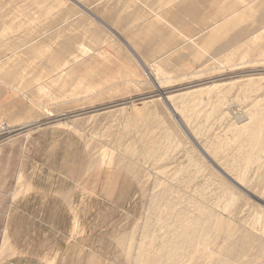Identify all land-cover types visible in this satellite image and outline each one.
<instances>
[{
	"label": "rangeland",
	"instance_id": "obj_1",
	"mask_svg": "<svg viewBox=\"0 0 264 264\" xmlns=\"http://www.w3.org/2000/svg\"><path fill=\"white\" fill-rule=\"evenodd\" d=\"M250 1L215 0L195 13L205 18L199 29L184 22L179 35L153 37L163 18L151 11L133 21L146 17L131 33L127 19L114 25L103 15L110 3L130 12L138 0H0V84L24 104L11 111L12 101H0V259L10 225L21 257L9 264H129L115 238L136 226L147 196L167 192L178 209L193 201L215 211L223 236L259 246L258 255L234 256L230 264H264V0H253L255 7ZM96 20L113 35L98 46L86 32ZM182 33L193 44L186 53L192 69L167 73L166 65L179 64L173 42ZM213 33L215 45L227 48L216 55L221 63L206 70L201 61ZM158 42H164L159 52ZM13 67L16 79L7 81ZM33 79L40 89L26 92ZM89 153L101 165L93 171ZM121 161L139 165L138 184L118 169ZM27 179L31 189L14 196ZM110 184L113 199L105 193ZM230 193L234 200L220 198ZM161 232L155 228L150 236ZM198 247L207 259L208 249ZM218 248L213 241L211 249Z\"/></svg>",
	"mask_w": 264,
	"mask_h": 264
},
{
	"label": "bare ground",
	"instance_id": "obj_2",
	"mask_svg": "<svg viewBox=\"0 0 264 264\" xmlns=\"http://www.w3.org/2000/svg\"><path fill=\"white\" fill-rule=\"evenodd\" d=\"M82 1L85 2L87 0H82ZM91 1L93 2V0H91ZM170 1L173 2L172 5L174 7L170 6V4H169V6H170L169 9L165 8V6L168 3H170ZM214 1L215 0H181V1L179 0V2L174 3L175 0H173V1L172 0H138V5L132 4V7L130 8V12H128L127 9L125 11H122L121 6L116 5V3H110L108 6L107 12L103 15L105 16V19L107 21H109L111 24H114V25H115V20L118 17H123V18L127 19L130 23L128 24L126 29H127L128 33H131V31L141 21H143L146 17H144L143 20L141 19L139 22L133 23V21L139 20V18H141L142 15L144 14V11H147V12L151 11L152 14H150V15L152 18H155V19L163 18L161 21V24L157 30L158 32L153 34V37L158 36V35L169 34L171 32H174L176 35H179L180 30H181L180 26L184 22L194 23L195 26L197 27L199 25L198 22L200 23V21L204 20L205 18H203V16H200V17H202L201 19L199 17H195V13H198L200 15L204 14L203 11L206 10V8H208V6L210 4H212ZM219 3H220V1H219ZM140 8H142V10H140ZM77 13L80 14L83 12H81V10L78 9ZM84 15L88 18H91L90 16H88L86 14H84ZM75 17H76V15H75ZM91 19L93 20V18H91ZM102 21H103V23L105 22V24H107V26L110 27V25H111L110 23L106 22L104 19ZM55 22H57V21H55ZM61 24H63V23H61ZM76 26H75V28H77ZM199 26L197 27V29L200 28ZM82 27H83V24H82ZM79 30H81V28ZM86 32H87L88 36L92 37L93 44H95L97 46L101 45V43H103L106 39L112 38V36H113L105 26H103L102 24L99 25L97 23V20L90 27L87 28ZM148 33H149L148 28L146 26L142 25V37L143 36L145 37V35ZM216 36H217V33L207 34V36H206V38H207L206 43L208 44V48H210V50H208L209 53H207L206 57L201 61L202 66L206 67V70H212V69H214L215 65L221 63V61L219 60V57H216V55L219 53H222L227 48V46L219 47V46L215 45ZM41 37H42V35H41ZM135 38H137V37H135ZM83 39H84V37H83ZM163 44H164V42L163 43L158 42L156 44V45H159L157 47L158 52H159V48ZM91 45H92V43H91ZM192 45L193 44L190 41V36L185 34V33H182V36L173 42V46L176 47L177 53L180 52V54L178 56L174 57V60L179 61V64L178 65H176V64L166 65L165 69H167V73H170V72L173 73V72L179 71V70L183 71V70H191L192 69V66H190L191 63H189V61H187V55H186V53L189 51V49L191 48ZM119 46H120V44H119ZM88 48H89V46H88ZM90 52H91V49H90ZM156 56H158V55H156ZM79 62H80V60H79ZM41 63H42V61H41ZM148 65H150V64H148ZM16 69H14V67H13L11 70L6 71L4 74V78L7 81H11L13 79H16V76L14 75V70H16ZM37 73H39L38 76H40V71ZM37 73H35V75ZM35 75H33V76L35 77ZM118 79L121 81H125V82L127 81L126 76L123 75L122 73H120V76L118 77ZM157 79L160 81V83L163 82L162 81L163 78H157ZM0 83H2V82H0ZM27 84L28 85H24V90L26 92L36 91V90L40 89V86L38 85V81H35L34 79L27 82ZM5 87L2 84H0V101H2L5 98H8L9 99L8 101H12V104L10 103L11 106L8 107L7 109L11 110L13 105H15L17 108L24 107L23 103H19L20 101L18 102L17 93L16 92L15 93L14 92L8 93L9 92L8 88L7 87L5 88ZM192 94H194V93H192ZM171 99H172V96L167 97L165 100H167L169 103V102H171ZM170 104H171V109L173 111H175L176 113H178L179 107L174 106V104H172V103H170ZM137 107H139V106H137ZM152 119L157 120V118H152ZM182 122H184V121H182ZM237 128L241 129V128H243V126H239V127L237 126ZM169 136L170 135H167L165 137L170 138ZM254 140L257 142V138L256 139L254 138ZM151 145H154L153 141L151 142ZM147 146H146L147 149H152V148L154 149V147H151L150 145H147ZM215 153H217V152H215ZM89 154H90L89 161H88L89 170L93 171V170H95V168H98V166L100 164H98L97 167H96V165L94 166V164H96L98 162V158L92 153H89ZM120 165L121 166H119L118 169L125 171L129 175H131L130 177L132 178V181H134V182H136V184H138L140 179H141V174H142L141 168L138 167L139 165L137 166L136 163H134L132 161H128V162L121 161ZM117 176H118V172H117ZM29 181L27 179L25 182H23L21 184V188L17 187L14 196H22L21 194H25L29 189H31ZM77 185H79V184H77V182H76L73 185V187L75 186L74 188L78 190L79 187ZM121 185H123V183ZM115 187L116 186H114L113 184H110V185H108V188L105 189V193H106L107 198H109V199L114 198V194H115V192H117V191H115ZM127 188H129V186H126L125 192L121 196L122 199H124V200H126V198H127V193H128ZM138 190L140 193H142L141 192L142 187L138 186ZM18 192H21V193H18ZM95 192H96V190H95ZM68 193H70V191H68L67 194ZM231 194L232 193L222 195V196H220V198H228L229 200H234V197ZM172 195L168 194L167 192H162V193L155 194L152 197L147 196L146 197L147 209L143 212V215L140 219H138V220L136 219L138 221L136 223V226L131 231H128L127 233H124V234L119 235V236L116 235L117 237L115 238L116 239L115 241H117L116 243H118L119 246L121 247L122 254L129 264H145V263H149V264H185L184 262H181L182 259H188V260L193 259L195 257V255L198 257V259L196 260V263L189 262L190 264H230L231 258L234 256H236L240 259H243L246 255L248 257H253L254 255H258L260 248L256 243H254L252 241L239 242L237 239H230L231 235H229V234H225L223 236L222 234L217 232V229H218V227H217L218 219L217 218H218V216H217V213L215 211L210 210V208L204 206L201 203H195L193 201H189L181 209H178V208H176V206L174 204L176 197L172 196ZM68 196L64 195L62 198L63 201L65 200V202H66L68 200L67 199ZM81 201H83V200H81ZM122 201L123 200H121V202ZM121 202H119V203H121ZM116 204H117V202H116ZM68 205L70 206L69 208L72 210L74 207V204L70 203ZM226 206H227V204H226ZM126 207H128V206H126ZM132 207H134V206H132ZM192 207L194 210L196 209V212L193 211V213H195V214L190 215V209ZM126 218H128V217H126ZM163 218H165L164 219L165 221H162ZM73 222H74L75 228L76 227L78 228V226L80 227L78 217L75 214H73ZM161 223H162V225L160 226ZM9 226L10 225H7L3 231L4 243H3V246L1 249L0 264H9L10 258H12L13 256H16L18 254V251H19L18 247L15 246L11 241V234H10V227ZM155 228H156V230H157V228H160V230L162 229V232L158 236L156 234L155 235L156 237L153 238V237H151L152 236L151 232H153V231L155 232ZM263 231H264V224H263ZM158 233H159V231H158ZM82 236H83V234H82ZM139 236H140V238H139ZM149 237H151L149 239L150 240L149 242L144 240V239H147ZM143 240L146 241V243ZM213 241L218 242V244H219L218 250L217 249H211V244ZM143 242L145 245L143 244ZM110 244H109V246H110ZM200 244L203 245L204 247H206L209 251L207 259H205L204 255H202L200 253V250L198 247V245H200ZM91 245H92V243H91ZM251 254H253V255H251ZM261 254L262 253H260V255ZM58 255H60V254H58ZM17 256L21 257L20 255H17ZM53 260L55 261L54 258L53 259L49 258L48 262L53 261ZM199 261H202V262L200 263ZM55 264H58V263L55 262Z\"/></svg>",
	"mask_w": 264,
	"mask_h": 264
},
{
	"label": "crops",
	"instance_id": "obj_3",
	"mask_svg": "<svg viewBox=\"0 0 264 264\" xmlns=\"http://www.w3.org/2000/svg\"><path fill=\"white\" fill-rule=\"evenodd\" d=\"M255 1H256V0H255ZM255 1H253V0L250 1V2L252 3V6H253V7H255V4H256ZM257 4H259V3H257ZM219 7H220V6H219ZM255 13H256V15H257V12H255ZM262 16L264 17V13H263Z\"/></svg>",
	"mask_w": 264,
	"mask_h": 264
}]
</instances>
